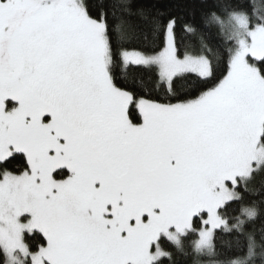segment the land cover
<instances>
[{
	"label": "snow or ice",
	"instance_id": "6c2138e0",
	"mask_svg": "<svg viewBox=\"0 0 264 264\" xmlns=\"http://www.w3.org/2000/svg\"><path fill=\"white\" fill-rule=\"evenodd\" d=\"M200 2L0 0V264H264V0Z\"/></svg>",
	"mask_w": 264,
	"mask_h": 264
},
{
	"label": "trees",
	"instance_id": "16d2710c",
	"mask_svg": "<svg viewBox=\"0 0 264 264\" xmlns=\"http://www.w3.org/2000/svg\"><path fill=\"white\" fill-rule=\"evenodd\" d=\"M211 3V0H208ZM257 3H260L261 0H256ZM138 6L144 7L149 10L159 9L160 11H172L177 12V14L182 15L184 19H195L197 22H200L202 19L203 6L200 0H138ZM179 9V11H178ZM117 15H119V11L117 10ZM212 33L217 31L216 26L209 25L208 26ZM179 31V30H178ZM223 67V65H221ZM264 184V181H261L260 178H257V181L252 185L253 194L250 197L254 200L264 199V196L256 195V191L259 190V186ZM249 197H246V200ZM243 205L232 203L231 206L227 210V214L231 216L240 215V210ZM258 230V229H257ZM219 232V230H217ZM195 237H191L184 241V252L177 254L175 257L176 264H195L196 260L199 259L200 264H208L209 258L207 257H198L197 254L193 250V241ZM224 240H232L234 241V237L225 236ZM35 243V241H33ZM216 249L218 252H221L222 255L217 257V259H225L231 258L235 259L239 254L234 246L229 248L227 244L223 242L220 238H217L215 241ZM235 253V254H234ZM167 264V262H166Z\"/></svg>",
	"mask_w": 264,
	"mask_h": 264
}]
</instances>
